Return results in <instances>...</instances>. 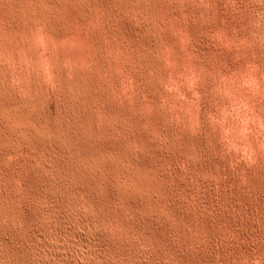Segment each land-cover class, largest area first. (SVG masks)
Masks as SVG:
<instances>
[{"label": "rangeland", "instance_id": "374dc122", "mask_svg": "<svg viewBox=\"0 0 264 264\" xmlns=\"http://www.w3.org/2000/svg\"><path fill=\"white\" fill-rule=\"evenodd\" d=\"M80 1L0 0V264H264V0Z\"/></svg>", "mask_w": 264, "mask_h": 264}, {"label": "bare ground", "instance_id": "6f19581e", "mask_svg": "<svg viewBox=\"0 0 264 264\" xmlns=\"http://www.w3.org/2000/svg\"><path fill=\"white\" fill-rule=\"evenodd\" d=\"M23 1H24V0H23ZM81 1H82V0H81ZM81 1H80V3H81ZM56 2H57V1H56ZM64 2H65V0H64ZM100 2H101V0H100ZM102 2H103V1H102ZM102 2H101V3H102ZM104 2H105V1H104ZM101 3H100V4H101ZM105 3H106V2H105ZM24 4H25V3H24ZM67 4H68V3H67ZM81 4H82V3H81ZM9 5H10V4H9ZM57 5H58V4H57ZM78 5H79V4H78ZM85 5H86V4H85ZM25 6H27V5H25ZM65 6H66V5H65ZM79 6H80V5H79ZM95 6H96V5H95ZM103 6H104V5H103ZM69 7H70V6H68V9H69ZM107 7H108V6H107ZM70 8H71V7H70ZM79 8H80V7H79ZM88 8H89V6H88ZM23 9H24V8H23ZM86 9H87V8L83 5V7L80 8V9H78V10H77V9H76L75 11L72 10V11H73V16H75V17H77V18H78V17H81V16H86V15L89 16V14H88V13H89V12H88L89 10L86 11ZM26 10H27V9H26ZM70 10H71V9H70ZM41 11H43V10H41ZM108 11H109V10H108ZM54 12H55V11H54ZM25 13H27V12H25ZM95 13H96V12H95ZM3 14H4V13H3ZM61 14H62V13H61ZM69 14H70V13H69ZM104 14H105V13H104ZM17 15H18V14H17ZM67 15H68V14H67ZM108 15H109V14H108ZM61 16H62V15H61ZM73 16H72V17H73ZM9 17H10V15H9ZM23 17H24V16H23ZM28 17H29V16H28ZM31 17H32V16H31ZM65 17H66V16H65ZM69 17H70V16H69ZM97 17H98V16H97ZM10 18H11V17H10ZM20 18H21V17H20ZM32 18H33V17H32ZM47 18H48V17H47ZM61 18H62V17H61ZM87 19H88V18H87ZM109 19H110V18H109ZM109 19H108V21H109ZM35 20H36V19H35ZM81 20H82V19H81ZM65 23H66V22H65ZM0 25H1V24H0ZM45 25H46V24H45ZM65 27H66V26H65ZM67 27H68V26H67ZM82 30H83V29H82ZM82 30H81V32H82ZM52 31H53V30H52ZM78 32H80V31L78 30ZM81 32H80V33H81ZM95 32H96V31H95ZM40 34H41V33H40ZM60 34H61V33H60ZM84 34H87V33H84ZM91 34H92V33H91ZM43 35H44V34H43ZM1 36H2V35H1ZM40 36H41V35H40ZM74 36H75V35H74ZM80 36L83 37V34L81 33ZM85 36H86V35H85ZM87 36H88V35H87ZM87 36H86V37H87ZM43 37H47V36H43ZM71 37H72V36H71ZM77 37H78V36H77ZM81 37H80V38H81ZM72 38H73V37H72ZM80 38H79V39H76V38H75V39H71V40H73V41H71V43H77V42L79 41L76 45H77V46L79 45V47H80L81 44L83 43V42H82L81 44H79L80 41H81ZM84 38H85V37H84ZM10 39H11V38H10ZM41 39H42V38H41ZM44 39H45V38H44ZM44 39H43V40H44ZM47 39H48V38H47ZM65 39H67V38H65ZM81 39H82V38H81ZM84 40H85V39H84ZM9 41H10V40H9ZM48 41H49V39H48ZM1 42H2V41H1ZM13 42H14V41H13ZM43 42H44V41H43ZM45 42H46V41H45ZM68 42H70V41H68ZM3 43H4V42H3ZM60 43L63 44V42H60ZM64 43H65V42H64ZM103 43H104V42H103ZM43 44H44V43H43ZM66 45H68V43L65 44V46H66ZM69 45H70V44H69ZM76 45L73 44V46H75V47H76ZM1 46H2V45H1ZM19 46H20V45H19ZM34 46H35V45H34ZM36 46H37V45H36ZM114 46H115V45H114ZM32 47H33V46H32ZM32 47H31V48H32ZM75 47H74V48H75ZM84 47H86V46H84ZM18 48H19V47H18ZM21 48H22V47H21ZM53 48H54V47H53ZM65 48H66V47H65ZM72 48H73V47H72ZM5 49H6V48H5ZM32 49H33V48H32ZM75 49H76V48H75ZM77 49H78V48H77ZM82 49H83V47H82ZM22 50H23V49H22ZM29 50H30V49H29ZM33 50H35V49H33ZM53 50H54V49H53ZM67 50H69L68 47H67ZM80 50H81V49H80ZM80 50H79V51H80ZM20 51H21V50H20ZM20 51H19V53H21ZM54 51H55V50H54ZM65 51H66V50H65ZM79 51H77V50H71V49H70V50H69L70 53H67V54H70V57H73L74 59H76V58L78 59V58L81 56V54L79 53ZM28 52H29V51H28ZM5 53H6V52H5ZM11 53H12V52H11ZM31 53H32V50H31ZM61 53H62V52H61ZM61 53H60V54H61ZM63 53H64V52H63ZM2 54H3V53H2ZM17 54H18V53H17ZM19 55H20V54H19ZM33 55H34V54H33ZM41 55H42V54H41ZM82 55H83V54H82ZM9 56H10V55H9ZM56 56H57V55H56ZM56 56H54V57H56ZM25 57H26V56H25ZM82 57H83V56H82ZM23 58H24V55H23ZM38 58H39V57H38ZM51 58H52V57H51ZM56 58H57V57H56ZM63 58H64V57H63ZM65 58H66V57H65ZM65 58H64V59H65ZM0 59H2V58H0ZM11 59H12V58H11ZM11 59H10V60H11ZM24 59H25V58H24ZM26 59H27V58H26ZM28 59H29V58H28ZM52 59H54V58H52ZM70 59H71V58H70ZM77 59H76V60H77ZM80 59H81V58H80ZM4 60H5V59H4ZM100 60H101V59H100ZM27 61H30V60H27ZM43 61H44V60H43ZM48 61H51V60H48V59H47V62H48ZM53 61H54V60H52V62H53ZM57 61H58V60H57ZM77 61H78V60H77ZM41 62H42V61H41ZM30 63H31V62H30ZM44 63H45V62H44ZM48 63H51V62H48ZM48 63H47V64H48ZM85 63H86V62H85ZM28 64H29V63H28ZM47 64H46V65H47ZM53 64H54V63H53ZM56 64H57V63H56ZM80 64H81V63H80ZM93 64H94V63H93ZM72 65H73V64H72ZM37 66H38V65H37ZM39 66H40V65H39ZM39 66H38V67H39ZM42 66H43V65H42ZM51 66H52V64H51ZM56 68H57V67H56ZM79 68H80V67H79ZM88 68H89V67H88ZM107 68H108V67H107ZM104 69H105V68H104ZM92 70H93V69H92ZM78 71H79V70H78ZM80 71H81V70H80ZM80 71H79V72H80ZM40 72H42V71H40ZM72 72H73V71H72ZM48 73H49V72H48ZM53 74H54V73H53ZM74 74H75V73H74ZM37 75H38V74H37ZM70 75H71V74H70ZM52 76H53V75H52ZM27 77H28V76H27ZM60 79H61V78H60ZM77 80H78V79H77ZM80 81H81V80H80ZM79 86H80V85H79ZM81 103H82V102H81ZM33 110H34V109H33ZM26 115H27V114H26ZM26 117H27V116H26ZM29 124H30V123H29ZM63 128H64V127H63ZM67 128H68V127H67ZM25 129H26V128H25ZM58 129H59V128H58ZM8 131H9V130H8ZM137 185H138V184H137ZM145 189H146V188H145ZM143 193H144V192H143ZM78 199H80V198H78ZM68 202H69V201H68ZM82 202H83V200H82ZM66 204H67V203H66ZM75 205H76V204H75ZM71 206H72V205H71ZM50 209H51V208H50ZM54 209H55V208H54ZM71 209H72V208H71ZM59 210H60V209H59ZM76 211H77V210H76ZM13 212H14V211H13ZM53 216H54V215H53ZM83 216H84V215H83ZM67 219H68V218H67ZM87 220H88V219H87ZM91 221H92V220H91ZM53 223H54V222H53ZM73 223H74V222H73ZM82 223H83V222H82ZM85 223H86V222H85ZM63 224H64V223H63ZM39 225H40V224H39ZM74 226H75V225H74ZM100 226H101V225H100ZM102 226H103V224H102ZM61 228H62V227H61ZM80 228H81V227H80ZM88 228H89V227H88ZM51 229H52V228H51ZM37 230H38V229H37ZM98 233H99V232H98ZM69 235H70V234H69ZM93 235H94V234H93ZM66 236H67V235H66ZM47 239H48V238H47ZM89 239H90V238H89ZM95 239H96V238H95ZM71 241H72V240H71ZM101 241H102V240H101ZM80 242H81V241H80ZM83 242H84V241H83ZM78 243H79V242H78ZM42 244H43V243H42ZM92 249H93V248H92ZM94 249H95V248H94ZM63 252H64V251H63ZM51 257H52V256H51ZM35 259H36V258H35ZM44 260H45V259H44ZM0 261H2V260H0ZM44 263H45V262H44ZM5 264H6V263H5ZM74 264H75V263H74Z\"/></svg>", "mask_w": 264, "mask_h": 264}]
</instances>
